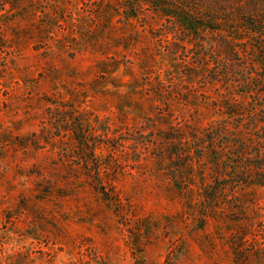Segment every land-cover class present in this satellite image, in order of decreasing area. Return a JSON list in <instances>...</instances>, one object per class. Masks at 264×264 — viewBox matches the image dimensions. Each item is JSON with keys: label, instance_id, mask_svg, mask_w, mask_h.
Returning <instances> with one entry per match:
<instances>
[{"label": "rangeland", "instance_id": "1", "mask_svg": "<svg viewBox=\"0 0 264 264\" xmlns=\"http://www.w3.org/2000/svg\"><path fill=\"white\" fill-rule=\"evenodd\" d=\"M137 5L0 0V264H264V185L206 203L186 141L264 94Z\"/></svg>", "mask_w": 264, "mask_h": 264}, {"label": "trees", "instance_id": "2", "mask_svg": "<svg viewBox=\"0 0 264 264\" xmlns=\"http://www.w3.org/2000/svg\"><path fill=\"white\" fill-rule=\"evenodd\" d=\"M137 1L179 30V41L188 48L202 43L208 82L230 81L250 97H262L264 0H122L126 18H139ZM227 110L224 120L186 139L191 157L201 161L208 155L212 183L201 192L206 203L245 185H264L263 104L252 100L237 113ZM86 122L73 125L79 143L85 139L80 131Z\"/></svg>", "mask_w": 264, "mask_h": 264}]
</instances>
